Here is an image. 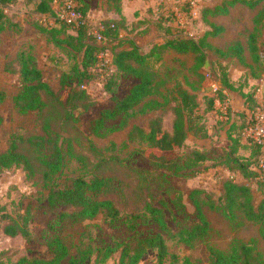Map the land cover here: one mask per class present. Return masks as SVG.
Masks as SVG:
<instances>
[{"label":"trees","instance_id":"obj_1","mask_svg":"<svg viewBox=\"0 0 264 264\" xmlns=\"http://www.w3.org/2000/svg\"><path fill=\"white\" fill-rule=\"evenodd\" d=\"M16 1L0 0V32L5 28L4 7ZM27 1H35V12L41 18L54 17L52 24L39 20L34 26L64 51L69 64L58 76L57 90L43 81L41 71L30 54L20 53L15 60L5 65V70L16 73L19 77L20 87L14 96L15 106L21 113L29 111L36 113L39 133L27 136L11 134L6 148L0 151V172L13 166H21L26 171L27 177L41 178L47 190L42 197L36 196L29 200L23 212L17 211L16 216L2 214L3 224L0 225V230L3 235L9 237L28 238L29 223L35 219H46L39 242L46 248L49 256H22L14 264H84L93 253L100 263L117 253V264H138L148 251L155 252L156 264H165L167 257L168 264H198L188 257L179 260L177 255L168 254L161 232L144 236L132 235L127 240L97 248L79 247L74 254H70L61 236L66 224L91 220L98 215H103L110 221L118 219L119 212L123 209L121 207L120 210L118 206L121 199L132 193L137 206L141 203L140 212H135L137 207L128 212L130 213L128 222L132 229L137 225L135 224L137 220L152 221L170 237L192 246L195 241H202L208 234L209 224L202 214V206L208 205L233 227L244 222L256 225L258 235L264 240V195L260 200H255L254 190L250 184L256 179L255 189L264 193V174L258 168L260 147L250 141L251 152L249 150L242 159L234 155L237 148H243L240 135L242 123H231L229 128H234L236 132L233 134L229 131L225 136L228 151L219 163L231 174L220 181L222 190L220 198L216 202L209 199L207 202L203 201L200 197L207 196L206 192L200 188H192L187 198L195 209L196 223L190 228H180L173 233L165 221L162 207L149 200L151 185L156 182V174L153 170L121 164L120 167L129 170V178L125 182L114 176V167L117 163L112 157L101 156L94 165L86 168L82 156L75 151L70 136L73 124L77 122V112L87 109L92 103L84 85L94 77L92 69L97 63V56L101 52H108L113 70L105 78L103 90L111 95L110 105L101 109L89 121V132L94 136H102L109 129L106 126L107 122L119 117L121 123L125 124L129 112L138 106L142 107L143 111L160 113L167 109L171 114L170 129L163 125L160 116H155L148 121L146 129L133 126L129 136L131 139L135 138V135L138 136L145 145L140 153L147 159L151 168L173 170L174 173L181 175L196 173L197 170L192 169L206 159L203 150L193 148L172 158V154L184 146L189 132L193 134L201 132L200 134L205 135V127L201 123L202 115L196 113V96L178 81L174 82L170 98L161 95L156 66L162 59L161 51L164 49L190 54L191 71L198 78H203L199 70L207 65L205 47L209 45L206 37L218 35L222 28L206 21L211 30H206L199 39L195 40L184 33L182 28H173L167 23L169 19L173 20L172 11L166 17L168 20L165 19L167 24L164 26L154 22L155 20H137L129 23L121 12L122 0H107L118 17H108L98 22L95 30L101 36L98 39L93 29L86 24L89 11L86 0H74L76 11L85 18V23L74 29L57 19L52 0ZM235 4H243L250 8L260 5L257 18L264 19V0H227L223 5L215 6L205 12L227 13L228 8ZM188 7L187 3L183 4L182 9L185 13ZM172 16L174 18V15ZM141 22H147V27L159 30L162 35L160 38L164 41L153 44L148 50H143L134 40L136 33L121 35L120 31L127 29V26L136 27ZM69 28L73 30L72 33L68 32ZM147 29L145 28L140 34H145ZM164 32L166 35L163 34ZM256 40V34L251 32L246 37L244 47L239 41H235L226 51L228 55L238 59H243L244 52H247L253 61H257ZM119 76L135 80L121 97L116 96L114 90L115 80ZM220 84L225 89L230 87L225 75L220 80ZM59 93H62V96ZM156 95H160V101L154 98ZM243 97L249 107L255 106L253 93L244 94ZM208 99L204 112L212 110L213 107L214 98ZM1 121L0 116V124ZM59 138H61L60 143H58ZM153 154L155 157L152 156ZM66 157L75 158L81 163V167H85L86 173L77 175L68 182L57 183L56 179L62 173ZM234 173L239 174L242 181L235 180L231 176ZM0 210H3L2 207ZM208 264H264V259L250 242L235 240L226 250L209 246Z\"/></svg>","mask_w":264,"mask_h":264},{"label":"rangeland","instance_id":"obj_2","mask_svg":"<svg viewBox=\"0 0 264 264\" xmlns=\"http://www.w3.org/2000/svg\"><path fill=\"white\" fill-rule=\"evenodd\" d=\"M59 1V0H58ZM89 4V11L86 17V24L95 33L98 22L105 18H117L116 14L107 0H86ZM227 0H122V15L129 20V23L137 20H151L161 26L179 27L188 36L199 39L206 30H211L206 23L214 24L222 28L215 36H207L205 47L207 65L199 70L203 78H198L190 69L192 56L186 53H176L170 49L161 51L162 59L156 66V72L161 95L170 98V91L175 81L181 83L189 92L196 96V113L201 114L205 135L189 132L184 146L172 154L178 157L193 148L203 150L206 159L199 162L192 170L196 173L176 174L173 170L151 168L140 150L145 145L138 136L130 138V131L133 126L146 129L148 121L155 116H160L163 125L170 129L171 114L167 109L162 113L144 110L138 106L129 112L127 122L121 123L120 117L107 122L109 128L102 136H94L89 132V121L103 108L110 105L111 95L103 90L105 78L111 74L112 66L108 56L99 59L97 65L92 69L93 78L84 86L91 96V105L84 110L77 112V122L73 124L72 143L75 151L83 158L86 168L94 165L101 156H109L115 159L114 176L126 182L129 178V170L120 167L121 164L133 166L138 169H151L156 174V182H153L150 189L149 200L162 207L165 214V221L171 230L176 232L180 228H190L196 223L197 217L191 201L187 198L192 188H200L206 192L201 200H212L216 202L221 194V179L230 176L231 173L225 170L219 163L228 151V144L225 139L227 133L232 131L229 125L245 121V109L250 112L256 111L258 104H264V19L259 20L257 14L260 5L250 8L243 4H235L228 8L227 13L211 14L205 12L215 6L223 5ZM189 5L188 11L182 9L183 4ZM55 16L61 10L56 5L53 7ZM172 11L176 16L168 20L166 17ZM5 28L0 32V151L7 146L11 134L27 136L39 133V124L35 112L21 113L14 103V96L17 94L20 82L18 74L5 70L7 62L15 60L20 53L30 54L35 65L41 71L42 79L54 90H57V79L61 71L69 64L65 53L47 35L38 31L34 26L37 21L52 24L54 17H40L35 12V1L17 0L15 3L4 7ZM170 18V17H168ZM165 19L167 23L165 22ZM147 22H141L136 27L127 26V29L120 31L121 35L136 33L135 42L143 49L148 50L153 44L162 43L161 33L153 27H147ZM145 28V34H140ZM131 30V31H129ZM72 33V29H68ZM256 34L258 47V60L253 61L244 52L243 59L228 55L226 49L235 41H239L244 47L246 37L249 33ZM165 34V32L163 33ZM166 35V34H165ZM223 75L228 79L230 87L222 88L220 80ZM135 82L134 79L119 76L115 80L114 90L118 97L123 96L128 88ZM216 84L222 90L214 92L210 84ZM255 98V92H257ZM253 93L256 101L254 107H249L244 101V94ZM62 96V93H59ZM160 95L154 98L161 100ZM214 98L212 110L204 112L207 107L208 98ZM251 115V114H250ZM252 116V115H251ZM242 130V129H241ZM242 132V131H241ZM67 135V132L64 134ZM241 135L243 148H237L234 155L243 158L251 152V140ZM61 142L59 138L58 143ZM65 143V141L63 142ZM240 145V144H239ZM241 147V146H240ZM246 148V149H245ZM248 149V150H247ZM152 156L155 157L153 154ZM161 159V157H160ZM89 164H88V163ZM85 167H81L73 157H66V163L62 173L56 179L57 183L68 182L71 178L85 174ZM233 178L242 181L239 174L234 173ZM19 177L17 180L16 178ZM255 180L250 182L253 187L255 200H260L264 193L255 189ZM11 181V183H9ZM7 184L5 188L4 185ZM47 193L43 182L39 177L29 178L21 166H13L8 170L0 172V225L3 224L2 214L8 213L14 216L17 211L23 212L26 203L33 197H42ZM208 197V198H207ZM178 201H180L178 203ZM141 204V203H140ZM134 194L126 195L119 203L118 219L110 221L103 215H98L91 220H84L78 223H68L64 226L61 236L67 245L70 254H74L79 247L97 248L104 245H113L115 242L127 240L132 235L144 236L161 232L168 254H175L179 260L188 257L192 262L208 264V247L218 250H226L235 241L250 242L256 251L264 259V240L257 233V226L244 222L242 225L233 227L220 213L202 206V214L209 224L208 234L202 241H195L192 246L170 237L166 232L161 231L157 224L152 221L143 222L137 220V225L132 229L129 225V211L135 209L140 212ZM134 212V213H135ZM46 219H35L29 223L30 237H9L2 234L0 230V262L2 264H14L20 257H48L46 248L39 242L41 229ZM117 253L100 263L93 253L84 264H117ZM168 257L165 264H168ZM138 264H156V254L148 251Z\"/></svg>","mask_w":264,"mask_h":264},{"label":"built area","instance_id":"obj_3","mask_svg":"<svg viewBox=\"0 0 264 264\" xmlns=\"http://www.w3.org/2000/svg\"><path fill=\"white\" fill-rule=\"evenodd\" d=\"M159 3L163 2V0H157ZM53 7L56 5L57 8H60L61 12L56 16L58 20L65 22L71 28H77L81 24L85 23V18L81 16L75 9L74 0H52ZM175 17L176 13L174 14ZM96 38L100 39L101 36L95 31ZM103 56L109 57V62L111 64V57L108 52H101L97 56V63L99 59H102ZM96 63V65H97ZM95 65V66H96ZM112 66V64H111ZM113 69V66H112ZM214 92H221L222 90L217 88L216 84H210ZM257 92H255L254 97H257ZM215 100L213 99V102ZM245 121L244 126L242 128V136L246 139L251 140L256 143L261 150V155L258 161V168L262 174H264V104H258L256 107V111H251L250 115L247 109H245Z\"/></svg>","mask_w":264,"mask_h":264},{"label":"clouds","instance_id":"obj_4","mask_svg":"<svg viewBox=\"0 0 264 264\" xmlns=\"http://www.w3.org/2000/svg\"><path fill=\"white\" fill-rule=\"evenodd\" d=\"M17 180L19 179V177L16 178ZM9 183H11V181H9ZM4 187L6 188L7 187V184L4 185Z\"/></svg>","mask_w":264,"mask_h":264},{"label":"crops","instance_id":"obj_5","mask_svg":"<svg viewBox=\"0 0 264 264\" xmlns=\"http://www.w3.org/2000/svg\"><path fill=\"white\" fill-rule=\"evenodd\" d=\"M125 17V16H124ZM128 22H129V20L127 19V18H125ZM136 38V37H135Z\"/></svg>","mask_w":264,"mask_h":264}]
</instances>
